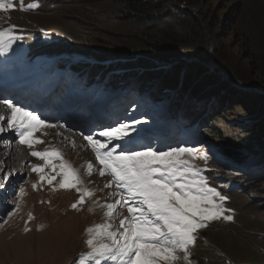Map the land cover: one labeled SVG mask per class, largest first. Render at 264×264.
<instances>
[{
  "label": "rangeland",
  "instance_id": "rangeland-1",
  "mask_svg": "<svg viewBox=\"0 0 264 264\" xmlns=\"http://www.w3.org/2000/svg\"><path fill=\"white\" fill-rule=\"evenodd\" d=\"M116 1L54 0L52 5L43 7L38 13L20 14L19 12L24 10L20 7L19 0H5V3H13L14 8L8 11L0 10V30L14 25L16 35L19 29L24 30L26 34L23 39L16 41L9 51L0 52V98H10L14 103H18L15 102L16 98L20 99L19 106L35 111L47 124L53 125L37 130L35 136L44 143L35 144L30 150L26 145L19 143L18 136L14 135L13 131H6L11 136L0 134V178L10 173L7 181L0 186V264H76L81 254L90 251L86 244L89 238L86 232L88 227L110 222L113 225L111 230L115 231L119 227V221L129 215L126 208L118 209L111 219L104 215L106 209L103 205L113 203L116 199L111 195L116 190L115 187L105 186L111 177L107 175L101 177L94 172L89 176L86 168L88 162L85 158V162L82 160L78 148L62 134L61 126L70 128V132L79 136L86 145L85 152L94 156L91 146L83 139L81 133L104 140L98 134L108 128L107 125L111 122L106 112L100 113L90 107L83 109V112H61L63 96H58L56 101L51 97L41 99V95L34 91V95L39 96L37 100H43L44 107L46 105L44 111H38L33 107L35 98L32 104L28 105L27 100H22L23 93L20 90L25 83L36 81V77L45 83L44 76L56 73L60 64V60L56 58L59 54L56 53L60 50L99 52L98 49H101L105 50V53H125V50L129 49L128 53L135 52L144 50L145 27L155 32L165 30L162 26L156 29L147 26L146 22L130 19L127 16L128 10L121 0ZM198 1L196 6L184 5L185 8H182L183 10L190 8L192 13L197 10L195 13L198 23L196 27L193 26L195 31L188 33L190 34L187 38L188 44L199 53L206 54L212 61L217 58L220 61L218 64L215 63L217 70L228 69L231 73L249 80L250 85L264 88V0ZM24 2L34 3L25 0ZM34 35L38 37L35 41L43 36V47L33 48L34 43L32 47L27 45L28 38ZM184 37L176 36L178 40H184ZM44 49H47V52H44ZM249 54L251 57H248ZM76 56L78 57V54H72V57ZM71 61L75 63V60ZM193 65L197 66L196 63ZM153 66L156 69L163 68L157 63H153L151 68ZM73 69L77 70V67H70L69 72ZM101 70L95 67L98 74L105 72V77L109 76L108 70ZM38 71L41 75L36 76ZM158 72L170 77V74L176 71L162 69ZM188 72L186 71V74ZM259 72L262 73L261 77ZM159 74L126 73L118 77L120 80L117 81L119 84L123 83V88L130 92L125 97L130 108L137 112L139 106H136L140 105L143 112L148 108L153 110L148 111L153 114L149 122L139 123L146 129V135L151 128L156 129L159 135H163V130L156 127L161 124L160 118L165 120V113L172 119L185 115L184 124L190 119L185 129L177 126L176 129L169 130L178 135L174 138L175 144L164 147L165 149L159 145L154 149L167 150L169 147L177 146L196 148L197 158L188 159L202 170V174L212 187L224 179L213 170L220 174H223V171L211 163H216L218 167L228 169L238 176L244 172L248 174L247 169L261 158V155L264 156V134L260 139H256L259 134L264 133V111L253 112L246 107L244 101L250 107L263 110V98L242 96L229 89L234 87L233 89L240 90L242 87L226 82L229 81L227 77L221 79L222 77L212 74L215 78L212 81L215 83V90L212 92L197 91V88H194L185 93L180 84L168 83L166 86H170L169 88L164 87L165 85L160 88L159 79H164V76L159 78ZM164 80L168 81L166 78ZM66 85L64 84L63 88ZM218 87L222 90L217 91ZM258 92L259 95L264 94V91ZM73 96L76 95L71 97ZM189 103L198 104L200 107L198 110L194 109L187 105ZM0 107L6 108L3 105ZM7 111L9 114V110ZM218 112L219 119L213 120L206 132L201 129L200 122H205L207 114ZM198 114H202V117L198 118ZM99 117L102 120L97 123ZM252 125L258 127L250 128ZM166 140L173 141L161 138V141ZM258 141L260 144L256 143ZM241 143L238 153L224 152L230 146L236 147ZM18 146L22 149L28 148L29 161L26 158L27 163L22 172V167L19 168L18 164L13 167L6 165L9 149ZM46 149L59 150L63 160L78 171L83 181L78 187L86 188L93 193L91 197H85V202L79 204L77 208L74 209L72 205L77 203L81 193L74 188H60L61 176H57L53 184L49 185L47 180L40 181L41 173L31 170L33 165L44 166L45 161L31 156L30 152ZM75 149L77 154L72 152ZM81 149L83 150V147ZM203 155H207V161L198 158ZM53 163L58 166L62 161L54 158ZM44 174L56 175L51 165L45 167ZM249 187L251 193L232 197L230 207H234L235 214L231 215L233 217L231 221L221 218L209 222L207 230L197 231V240L190 256L193 264L264 262V198L257 195L264 190L262 186ZM21 189L24 190L23 195ZM97 242L110 241L101 236ZM85 264H88L87 260ZM106 264L113 262L108 261Z\"/></svg>",
  "mask_w": 264,
  "mask_h": 264
},
{
  "label": "snow or ice",
  "instance_id": "snow-or-ice-1",
  "mask_svg": "<svg viewBox=\"0 0 264 264\" xmlns=\"http://www.w3.org/2000/svg\"><path fill=\"white\" fill-rule=\"evenodd\" d=\"M19 3L23 9L24 0H19ZM37 7L38 3H30L26 10ZM13 8V3L0 0V10ZM15 27L0 30V52L9 51L16 41L23 39L15 34ZM0 105L9 110L6 117L0 116V134L13 131L19 143L29 149L44 143L35 133L53 125L10 98H0ZM133 131H136L133 125L119 123L99 132V137L104 140L81 133L98 162V166L87 163V174L91 176L94 168H98L99 176L111 177L105 186L116 189L111 193L115 201L103 205L106 209L104 215L111 219L118 209L124 208L129 215L119 221L115 231L111 230L113 225L110 222L88 227L86 244L90 251L81 254L76 264H85L86 260L89 264H102V261H112L113 264H193L190 256L197 231L207 228L209 222L221 218L233 219L231 215H225L230 211L223 206L228 197L210 186L202 170L188 159L197 158L196 148L177 146L157 150L147 145L144 150L138 151L120 143L130 140ZM30 155L45 161L44 166L33 165L31 169L41 173L40 181L47 180L51 185L57 176H61L60 188H74L81 193L77 203L72 205L74 209L85 202V197L93 195L88 189L78 187L83 184L78 171L63 160L59 150H32ZM54 158L62 163L57 166L53 163ZM198 158L208 159L207 155ZM48 165L56 175L44 174ZM9 175L0 178V186ZM20 192L24 194L23 189ZM101 236L110 242L98 243Z\"/></svg>",
  "mask_w": 264,
  "mask_h": 264
},
{
  "label": "trees",
  "instance_id": "trees-1",
  "mask_svg": "<svg viewBox=\"0 0 264 264\" xmlns=\"http://www.w3.org/2000/svg\"><path fill=\"white\" fill-rule=\"evenodd\" d=\"M26 2H34L38 3L39 7L31 9V10H25L20 11L19 13L24 14H35L41 11V9L45 6H50L53 4L52 1L54 0H25ZM117 0L116 2H118ZM128 10L127 16L130 17V19H135L137 22H146L147 26L156 27L165 29L164 31H153L150 30L148 27H145L144 29V37L145 40L143 42L144 50L140 49L138 51H130L129 49L125 50L124 52H107L105 50L98 49L99 52L96 50H60L59 54L56 56L58 60H60V64L58 65V74H63L69 71V68H75L77 67V64L81 62H89L90 64L85 66L84 70L85 72H89L90 75H95L96 77L100 78V80H105L107 77H105V72H101V74H98L95 71V67L101 68V71L108 70L110 72L109 74L112 75V83H117V81L120 80L118 77H122L126 73H135L137 75L140 72H145V75H152V74H159L160 70H170V71H176L172 72L170 74V77L166 76L165 73L159 74V78L161 76H164V79H168V81H165L164 79H159L160 88L162 85H165L164 87L169 88L170 86H166V84H180V87H182L185 91V93L188 90L196 89L197 91H214V85L215 83L212 82L213 76L217 75V77H222L221 79H225L226 77L229 79L230 84L233 86H240L242 87L240 90L233 89L234 87H231L229 89L234 90L237 93H240L242 96H256L258 98L259 96L264 101V94L259 95V90L264 91V88L261 86H254L250 85L249 80L243 79L240 76L236 75V73H231L228 69L217 70L215 63L218 64L220 61L215 58L214 61L211 60V58L208 59V56L204 53H199V51L192 48L187 41V38L191 34V31L194 32L195 29L193 26L196 27L198 23V17H196L195 11L192 13L190 11V8H186V10H183L182 8H185L184 5L189 6H196L198 4V0H121L120 1ZM25 5H28L25 3ZM166 24V25H165ZM25 33V32H24ZM190 33V34H188ZM26 35V34H25ZM177 35H180L184 37V40H178L176 38ZM193 35V34H192ZM42 37L38 39V41H35L38 37L34 35V37H29L27 45L32 47V43L34 47H43V40ZM33 38V39H32ZM94 49V48H93ZM44 52H47V49L43 50ZM64 51V52H63ZM91 51V52H90ZM105 51V52H104ZM85 52V53H84ZM206 52V51H205ZM76 53L78 54V57H72V54ZM248 57H251L250 54ZM52 58V57H51ZM71 60H75L78 63H73ZM193 61V62H191ZM153 63L160 64L163 68L162 69H156L154 66L151 68V65ZM193 63H196V65H193ZM150 64V65H149ZM192 64V65H190ZM80 69V67H79ZM82 70V69H81ZM158 70V71H157ZM157 71V72H155ZM186 71H189L188 74H186ZM71 72V71H70ZM220 74H219V73ZM258 72V70H257ZM217 73V74H216ZM213 76H212V75ZM262 73L259 72V76L261 77ZM115 77V78H113ZM264 77V73H263ZM70 79H72V85L75 87H79L82 85V83L76 82L74 79V76H69ZM50 77L48 76L47 80L49 81ZM111 81V80H109ZM55 81L54 83H56ZM252 84V83H251ZM120 86L123 85V83L119 84ZM264 85V84H263ZM100 85H95V87H98ZM226 87V86H225ZM229 87V86H228ZM159 88V89H160ZM227 88V87H226ZM122 91H126L123 86L120 88ZM217 91H221V88H216ZM74 93V90H72ZM159 93V92H158ZM184 94V93H183ZM183 95L181 96V98ZM249 97V96H248ZM244 104L246 107H248L249 110L252 109L253 112H259L264 111L261 108L255 109L253 107H250L247 102L244 101ZM190 107H194L197 110L199 109V105H193V103L187 104ZM173 107H177L176 105H173ZM225 107V105H223ZM189 109V108H187ZM148 111H153L151 108L147 109ZM141 111V108L139 106L137 114H139ZM134 116V115H133ZM198 118L202 117V114L197 115ZM185 115L178 116L177 119H181V121L185 122L184 118ZM219 112L214 114H207L205 118V122H200L201 129H203L205 132L207 130V127L210 125V123L215 120L216 118L219 119ZM172 119V120H177ZM161 120V118H160ZM162 121V120H161ZM160 121V122H161ZM190 119L186 120V124ZM184 123L178 125L181 126L183 129H185ZM257 125H252L250 128H254ZM258 127V126H257ZM259 134L256 139H260L263 136ZM178 137L177 134L172 133L171 140L174 141V138ZM183 141V140H182ZM161 143V141H160ZM260 144V141L256 142ZM162 145V144H157ZM242 146V143L238 146H230L228 149H225L224 152L230 151L232 153H238V148ZM257 159L254 164L247 169L249 172L243 173L241 176H238L236 173H231L228 169H222L221 167H218L216 163H213L216 168L223 171V174H220L217 170H213L218 176L224 179V181L218 183L215 188H217L218 191L221 192L222 195H225L228 197V199L224 202L223 206L226 209H229L230 211H227L226 213L228 215H234L235 210L234 207H230L232 204V197L233 196H241L245 195L248 192H252L251 188L249 186L257 185L262 186V190H264V156ZM260 198H264V192H261V194H257ZM210 226V223L208 224ZM207 228L200 229L201 231H205ZM199 232V233H200ZM108 261H102V264H106ZM89 264V262H88ZM228 264H235L233 262H230ZM244 264V263H240ZM245 264H254V263H245ZM255 264H264L263 263H255Z\"/></svg>",
  "mask_w": 264,
  "mask_h": 264
},
{
  "label": "bare ground",
  "instance_id": "bare-ground-1",
  "mask_svg": "<svg viewBox=\"0 0 264 264\" xmlns=\"http://www.w3.org/2000/svg\"><path fill=\"white\" fill-rule=\"evenodd\" d=\"M7 110L8 109H6L4 107H0V116H5L6 117L8 115V111ZM61 127H62V132H63L62 134L64 135V137L68 138V141H70L74 145L75 148H78L79 155L83 159L80 156L79 157L83 161H84V158H85L86 159V162H92L94 164V166H98L97 161L95 160V157L91 153L85 152V150H86L85 146L86 145H84V142L82 141V139L79 136H77L76 134L70 132V128H68L67 126H64L63 125ZM3 134L9 135V132H4ZM9 136H11V135H9ZM80 147L81 148L83 147V150ZM8 152L9 153L7 155L8 157L6 158L7 159L6 160L7 161L6 162V165L7 166H10V167H13L14 165H17L18 164L20 166L19 168L22 167V169H21V172H22L23 169H25V165H26L27 161H29L28 148L22 149L20 146H18V147H12L11 149H9ZM72 152L77 154L76 149L74 151H72ZM26 158H28L27 161H26ZM30 160H32V158H30ZM93 172L94 173H98V168H94V171ZM17 173H18V171H17ZM99 198H100V196H99ZM100 200H102V199H100Z\"/></svg>",
  "mask_w": 264,
  "mask_h": 264
}]
</instances>
